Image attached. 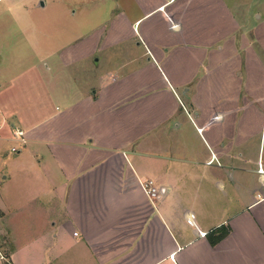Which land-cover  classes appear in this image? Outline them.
I'll use <instances>...</instances> for the list:
<instances>
[{"label":"crops","instance_id":"0c3cea01","mask_svg":"<svg viewBox=\"0 0 264 264\" xmlns=\"http://www.w3.org/2000/svg\"><path fill=\"white\" fill-rule=\"evenodd\" d=\"M246 4L110 0L82 30L0 0L17 29L0 46V264H264V17Z\"/></svg>","mask_w":264,"mask_h":264},{"label":"rangeland","instance_id":"374dc122","mask_svg":"<svg viewBox=\"0 0 264 264\" xmlns=\"http://www.w3.org/2000/svg\"><path fill=\"white\" fill-rule=\"evenodd\" d=\"M36 5L43 4V1H46L47 6L45 11L41 14H44L46 21L49 20L50 24L57 25L59 20L56 19L58 16H65L67 19V24L71 25L77 24V27L80 24V29L86 30L90 26H95L97 23L104 22L108 17H110V0H96L92 2L91 0H33ZM81 1V2H80ZM53 3V4H52ZM79 3V4H78ZM243 13L245 16H248L252 24L255 21H259L264 17V5L262 0H260V6H243ZM256 15L259 17L258 20H255ZM10 16V15H9ZM39 16V13L35 17ZM65 20V19H64ZM62 20L61 23L65 22ZM69 20V21H68ZM79 23V24H78ZM244 25L248 23L244 22ZM17 29L15 25L10 21L4 23L0 26V46H2V55H6V50L10 46H13L15 42L16 35H11L10 33H16ZM7 33V34H6ZM10 35V36H7ZM3 56V57H4ZM2 148V157L8 156L10 143L1 142Z\"/></svg>","mask_w":264,"mask_h":264},{"label":"built area","instance_id":"2783aa9c","mask_svg":"<svg viewBox=\"0 0 264 264\" xmlns=\"http://www.w3.org/2000/svg\"><path fill=\"white\" fill-rule=\"evenodd\" d=\"M15 138L19 139L21 144H24V140L22 139L23 134L21 131L15 130ZM18 152H19L18 148H12L11 149V153H13V154H16ZM141 188H142V191L144 192V194L151 200L158 199L161 196L160 190L154 186V183L151 180L144 181L141 184Z\"/></svg>","mask_w":264,"mask_h":264},{"label":"trees","instance_id":"16d2710c","mask_svg":"<svg viewBox=\"0 0 264 264\" xmlns=\"http://www.w3.org/2000/svg\"><path fill=\"white\" fill-rule=\"evenodd\" d=\"M227 231L222 227L217 229L215 232L212 233V236L215 235L214 240H220L225 237Z\"/></svg>","mask_w":264,"mask_h":264},{"label":"water","instance_id":"95a60500","mask_svg":"<svg viewBox=\"0 0 264 264\" xmlns=\"http://www.w3.org/2000/svg\"><path fill=\"white\" fill-rule=\"evenodd\" d=\"M41 6H42V3H41Z\"/></svg>","mask_w":264,"mask_h":264}]
</instances>
